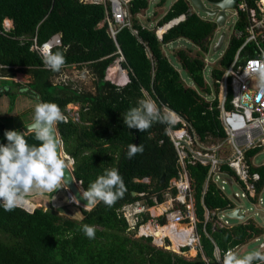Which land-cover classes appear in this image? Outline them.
<instances>
[{
	"label": "trees",
	"instance_id": "1",
	"mask_svg": "<svg viewBox=\"0 0 264 264\" xmlns=\"http://www.w3.org/2000/svg\"><path fill=\"white\" fill-rule=\"evenodd\" d=\"M243 1L251 8L257 7L258 0ZM149 4L150 0H131L128 4L131 26L122 27L113 38L108 25H101L105 18L102 4L80 0H0V78L14 79L19 73L30 76L26 83L12 80L0 87V95L9 96L10 110L20 95L35 100L38 95L41 101L57 103L65 120L57 122L56 128L65 153L73 160L72 172L81 187L86 189L105 168L113 167L118 169L126 186L123 196L111 206L102 201L91 209L81 206V219L60 213L52 202L47 208L40 204L33 210L20 204L11 211L0 208V264H219L217 249L222 257L225 251H234L264 234V226L253 218L220 226L215 216L206 222V232L203 230L204 206L223 210L235 204L215 183L209 182L206 186L208 168L200 164L188 166L200 220L202 250L196 256L189 258L157 246L152 236H137L136 230L131 229L120 214L125 204L139 201L153 206L163 202L164 191L158 189L166 188L178 174L177 152L168 134L171 124L155 121L148 129L140 131L128 128L123 122L122 114L135 106L145 92L161 112L166 106L186 117L201 138L225 136L216 106L218 101L215 100L211 108L205 98V94L212 92L204 76L205 59L191 56L183 49L177 51L183 69L194 83L190 86L163 52L164 44L180 38L190 40L202 52H209L217 23L193 11L189 0H176L157 23L158 27L182 15L186 17L160 39L155 29L142 25L138 18ZM239 15L236 28L244 27L248 19L245 11ZM6 18L13 21L9 30L3 25ZM55 34L61 35V45L52 50L59 49L64 55V64L58 71L47 68L38 50L33 48L35 40L42 45ZM244 41L245 37L233 35L218 66L212 69L216 93L219 85L215 80L232 64ZM254 55V45L247 44L240 51L239 61ZM118 61L129 73L130 79L124 85L107 78L108 69ZM71 65L89 67L95 92L82 90L71 81H53L62 74L64 66ZM71 103L79 105L77 115L70 113L68 105ZM6 129L11 128L0 120V142H6L3 135ZM15 129L24 131L29 144L39 143L27 131V126ZM136 141L143 145V151L127 158V145ZM259 150L252 149L246 154L251 174L260 176L254 181L256 195L250 197L253 203H258L264 188V164L253 165L251 161ZM224 169L235 175L230 167ZM146 177L150 178V183L142 181ZM57 191L47 193L51 201ZM142 215L145 220L150 217L146 213ZM84 224L94 226V238L83 234L81 226ZM189 248L184 246L181 250Z\"/></svg>",
	"mask_w": 264,
	"mask_h": 264
},
{
	"label": "built area",
	"instance_id": "2",
	"mask_svg": "<svg viewBox=\"0 0 264 264\" xmlns=\"http://www.w3.org/2000/svg\"><path fill=\"white\" fill-rule=\"evenodd\" d=\"M80 1L104 6L105 18L101 25L104 23L108 25V30L113 38L116 37L122 27L131 26V14L128 9L131 0ZM230 9L235 10L237 20L241 11H245L248 15L247 22L242 28H236V20L230 35V38L233 35L238 38L245 37V41L222 77L215 80L219 85V91L216 93L214 86L211 85L214 92L205 94L211 108L213 102L218 101L216 106L219 109V119L224 128L225 136L207 135L205 138H201L186 117L164 106L162 113H171L175 120V123L168 126V134L177 152L178 174L169 181L168 186L165 188V200L163 202L147 206L137 201L125 204L119 210L120 214L127 219L130 228L136 230L137 236H152L154 243L160 247L166 248L167 244L164 245L165 240L171 239V236L165 234L159 239L151 231V228L159 229L171 225L178 238L187 239L185 244L180 245V249L188 245L190 249L195 250L196 254L199 250H202L201 235L198 230L200 220L197 215L192 179L188 171L189 165L200 164L206 166L208 168L206 186L209 182L215 183L224 195H227L226 184L232 186L235 183L243 188L242 196L248 200L256 195L254 181L259 180L260 176L258 173L251 174V164H249L246 154L249 150L260 149L258 153L251 157L252 164L256 165L254 158L264 151V84L261 83L260 74L255 70V65L250 66V62H259L260 53L264 52V4L261 0H258L257 7L251 8L245 1L239 0ZM3 25L6 30L13 27L11 19L8 18L4 20ZM159 38L162 39L161 34H159ZM47 42L51 48L61 45V35L55 34ZM247 44L254 45L255 55L246 58L244 61H239L240 51ZM42 45L37 44L35 40L33 48L39 52ZM244 69L247 70V73ZM225 166L230 167L235 175H230L224 169ZM263 192L264 188L259 196L258 203H251L255 206L263 204ZM69 194L73 197L70 192ZM228 197L234 202V207L241 205L242 211H244L243 205L240 204L238 192H233L232 196ZM70 201L75 203L72 198ZM237 202L239 203L237 204ZM160 205H164L163 209L155 213L154 208H158ZM204 207L205 222L203 230L205 232L206 222L215 216H218L217 222L220 226L228 225L226 220L223 221L224 218H228L224 213L234 208L210 210L206 206ZM143 213L149 214L150 217L145 220ZM161 218L165 221L162 222ZM181 225L185 227L178 228ZM256 240H259V238ZM183 252L180 251V253ZM216 253L220 255L219 249L216 250Z\"/></svg>",
	"mask_w": 264,
	"mask_h": 264
},
{
	"label": "clouds",
	"instance_id": "3",
	"mask_svg": "<svg viewBox=\"0 0 264 264\" xmlns=\"http://www.w3.org/2000/svg\"><path fill=\"white\" fill-rule=\"evenodd\" d=\"M39 52L43 64L52 71H58L64 64L62 51L59 49L53 51L48 42L40 47ZM253 64L260 74L261 83L264 84V52L260 53L259 62H250V66ZM244 71L247 73L246 69ZM36 101L32 123L27 131L32 133L39 143L29 144L25 139L24 131L16 129H6L3 134L6 142H0V208L4 211H11L22 197L30 195L34 190L53 193L64 187L67 184L65 169L71 172L63 153L58 151L60 140L53 134L54 125L65 120V117L57 103L41 101L38 95ZM122 116L128 128H136L140 131L148 129L155 121L175 123L171 113H162L156 102L147 94H144L135 106L128 108ZM142 151L143 145L130 143L127 145L125 155L127 158H132ZM71 163L73 165V162ZM142 181L150 183V178L146 177ZM125 191L123 178L118 169L113 167L105 168L90 181L87 188L82 190V196L87 200L85 206L101 201L111 206L117 198L123 196ZM72 199L79 204V200L75 197ZM81 230L89 239L94 238V226L84 224ZM260 249H264V244L243 256L227 250L222 257L218 256L216 259L221 261V264H264V251Z\"/></svg>",
	"mask_w": 264,
	"mask_h": 264
},
{
	"label": "rangeland",
	"instance_id": "4",
	"mask_svg": "<svg viewBox=\"0 0 264 264\" xmlns=\"http://www.w3.org/2000/svg\"><path fill=\"white\" fill-rule=\"evenodd\" d=\"M161 2V0H150V4L149 7L145 10H143L141 13L138 14V18L141 22L142 25L151 28V29H155L156 33H158V22H154V20L158 19L159 16L165 11L170 8V6L172 5V3L175 0H166L165 4H164V8L161 9L159 8V4L158 3L156 5V3ZM203 2V5L206 9H215L217 8L214 4H212L209 0H201ZM191 4V8L193 11H195L196 13H198L200 16H202L205 19H210L213 20L215 19V17L208 15L206 12L200 10L199 8L195 7L194 5ZM234 9H230L227 10L226 14H227V21L225 23L224 26L220 27L217 26L215 35L212 38V47L209 50V52H202L200 47L195 45L194 43H192L190 40L185 39V38H180L177 39L175 41H172L168 44H164L163 45V52L166 54V56L170 59V61L172 62V64L180 71L182 78L184 79L185 83L187 85L191 84L190 86H194V83L192 81V79L189 77L188 73L183 69L177 54V51L180 49L186 50L191 56H199L205 59L206 62V67L204 70V76L206 79V82L209 83L210 85L213 84V77H212V69L216 66H218L219 64V60L222 57V55L224 54L228 43H229V38L230 35L233 31V27L234 24L237 20V15L234 13ZM222 33H225L226 38H225V42L223 44V46L219 49V50H214L213 49V45L219 40L220 35ZM121 59V58H120ZM119 62H117L115 65H117L118 67L121 66V64H119ZM114 65V66H115ZM113 66V67H114ZM122 67V66H121ZM124 69V68H122ZM125 70V69H124ZM109 72V70L107 71ZM125 77L122 79H118L119 82H123L126 83L124 81H126L127 79V73L125 72ZM107 78L111 81H113L107 74ZM17 81V82H22V83H26L30 80V76L24 73H19L14 79H8V78H4L3 80L0 79V87L3 86L6 82L9 81ZM123 80V81H121ZM54 82H68L71 81L74 86L78 87V88H82V90H85L87 92H95V84H94V76L92 75L89 67L87 65H82V66H68V67H64V70L62 72V74L58 77H55L53 79ZM115 82V81H113ZM117 84H122V83H118ZM1 89V88H0ZM214 92V91H212ZM145 94H147L148 97H151L148 92H145ZM152 98V97H151ZM37 101L33 98H30L26 95H21V98L18 96L15 102V105L13 107L12 110H10V100H9V96L2 94L0 95V120L4 121L9 128L11 129H15L18 128L20 126H27L33 118L34 115V105ZM17 103V104H16ZM68 108L70 110V113L72 115L76 114L77 115V110L79 108L78 104L75 103H71L68 105ZM69 161V166L72 168L73 165L71 163L70 160ZM254 162L256 165H261L262 163L264 164V151L261 152L260 154H258L255 158H254ZM58 190V191H57ZM56 193L53 194L52 196V201L51 199H49V196L47 195L48 192H43L40 194H36L37 191H33L30 195H26L24 197L21 198V201L18 203L20 205L26 206L28 207L30 210H33L34 208L40 206V204H42L45 208L49 207V204L52 202L53 203V199L54 197L59 198L58 200H60V203H63V205H58L54 208H56L57 210H59L60 213L62 214H66L72 218H78L77 216L74 215V213H72L70 207H77L78 204L76 203H72L70 201V198L67 196V188L64 185V187H61L59 189H57ZM243 188L241 186H239L237 183L233 184L232 186L226 184V193L228 196H232L233 192H238L239 196H240V204L243 205L244 211L247 213V218H253L255 221L259 222V225H262V220L260 219V217L258 216V213L261 212L262 210H264V203L263 204H258V206H255L253 203H251L250 200H248L246 197L242 196L243 193ZM263 197H264V192H263ZM39 201V202H35V201ZM239 202H237L238 204ZM54 206V205H53ZM65 207V208H64ZM246 219V221L248 220ZM227 221V224L233 225L239 222H244L241 221L239 219H231V218H224L223 221ZM245 221V222H246ZM264 226V225H262ZM169 238V237H166ZM256 238H260L259 240H256ZM252 240H250L248 243H246L245 245L241 246L240 248H236V250L234 252H236L238 255L243 256L245 253L253 250V249H259V246L261 245L262 242H264V234H262L261 236H258ZM170 243V245H168ZM167 249H171L175 252H180V248L178 251L174 250L173 248H171V244L172 241L169 238L168 241L165 240V244ZM188 246V245H187ZM180 247V246H179ZM262 251H264V249H260ZM186 252V253H185ZM183 253H185L184 255L191 258L194 257V255H196V253L191 254L190 250L184 251ZM220 257V255L217 253V257ZM221 264V261L220 263Z\"/></svg>",
	"mask_w": 264,
	"mask_h": 264
},
{
	"label": "water",
	"instance_id": "5",
	"mask_svg": "<svg viewBox=\"0 0 264 264\" xmlns=\"http://www.w3.org/2000/svg\"><path fill=\"white\" fill-rule=\"evenodd\" d=\"M189 1L195 7H197L200 10L206 12L208 15L215 17L214 21L217 23L218 26L222 27V26L225 25L226 20H227V14H226L227 10L230 9V8H233L235 6V4L239 0L210 1L212 4H214L217 7L215 9H206L204 7V5H203V2L201 0H189ZM185 17H186L185 15L184 16L182 15L179 18L171 20L169 23L164 25L165 26V31L164 32H166L169 28H171L172 26H174L178 22L184 20ZM163 33L161 34V36L163 35ZM224 41H225V33H222L220 35L219 40L213 45V49L214 50H219L223 46ZM118 62L120 64V61H118ZM127 73H128V71H127ZM128 78H129V74H128ZM129 79H128V81H129ZM31 123H32V121L27 125V128H28V126ZM53 134H54L55 137H57L60 140V145H59L58 151L63 153V155H64V157L66 159V162L68 163V166H69V161H68L69 160V155L66 154L65 151H64V147H63V144L61 142L59 132L57 131L56 124L54 125V133ZM135 144H137V141H136ZM72 168L69 166V169L71 170V172L68 169H65V179L67 181V184H65V186L70 191L72 196L75 197L77 200H79V204L78 205H81V206H83V207H85L87 209H91L94 204L85 206L87 204V200H86V198H84L82 196L83 188L80 186L79 182H77V180L75 179V177L73 175V172H72ZM164 181H165V174H163V176H162V182H164ZM230 182H231V180H230ZM163 189H164V186H161L158 189V191H162ZM133 194L137 195L139 193L133 192ZM224 215L227 216L228 218L239 219V220H245L246 217H247V213L245 211H242V206L241 205H238V206L234 207L233 209H230V210L226 211L224 213ZM258 216L260 217V219L262 220V224L264 225V211L259 212Z\"/></svg>",
	"mask_w": 264,
	"mask_h": 264
},
{
	"label": "bare ground",
	"instance_id": "6",
	"mask_svg": "<svg viewBox=\"0 0 264 264\" xmlns=\"http://www.w3.org/2000/svg\"><path fill=\"white\" fill-rule=\"evenodd\" d=\"M264 4V0H261ZM165 31V26H162L158 29V33L159 34H162L163 32ZM119 65V64H118ZM120 66V65H119ZM109 72H108V76L115 82H118V83H123V82H119L118 79H122L125 77V72L127 73L126 70L122 69V67H118L117 65H115L114 67L111 66L109 69ZM128 75V73H127ZM127 80H128V76H127ZM126 80V81H127ZM123 81V80H121ZM124 81V82H126ZM67 195L68 197H70L71 199V196L70 194L67 192ZM164 205H160L158 208H154L155 210V213H158L160 212L162 209H163ZM180 227H185L184 225H181V226H178V228ZM151 231L156 235L157 238H162L165 234H168L171 236V239H172V244H171V248H173L174 250L178 251L179 250V246L181 244H185L187 242V239L186 238H178L174 231H173V228L171 225H167L165 227H160L159 229H154V228H151ZM193 249V248H192ZM190 253L191 254H194L192 253V250H190Z\"/></svg>",
	"mask_w": 264,
	"mask_h": 264
},
{
	"label": "crops",
	"instance_id": "7",
	"mask_svg": "<svg viewBox=\"0 0 264 264\" xmlns=\"http://www.w3.org/2000/svg\"><path fill=\"white\" fill-rule=\"evenodd\" d=\"M176 1V0H175ZM174 1V2H175ZM165 2H166V0H161V2H158L157 1V3H156V5L158 4V3H161V4H159L160 6H159V8H161V9H163L164 8V4H165ZM173 2V3H174ZM172 3V4H173ZM171 7V6H170ZM170 9V8H169ZM168 9V10H169ZM167 10V11H168ZM167 11H166V8H165V11L159 16V18L158 19H156V20H154V22H159L160 21V19H162V17L167 13ZM9 19V18H8ZM12 21V20H11ZM12 23H13V21H12ZM160 28V27H159ZM164 34V33H163ZM159 36V35H158ZM162 37H163V35H162ZM161 39V38H160ZM108 73V72H107ZM1 80H3L4 78H0ZM113 82V81H112ZM113 83H115V84H117L116 82H113ZM125 83H122V84H118V85H124ZM189 85H191V84H189ZM20 98H21V95L19 96ZM17 104V103H16ZM71 162H73V160L71 159ZM40 193H42L43 194V192H39V191H37L36 192V194H40ZM230 198V197H229ZM59 198H57V197H54V199H53V205H54V207H55V205L56 206H58V205H63V203H60V200H58ZM231 199V198H230ZM81 205H78L77 207H73V209H72V207H70V209H71V211H72V213H74V215L75 216H77L78 218L77 219H81L82 217H83V213H82V211H81ZM65 208V207H64ZM262 211H264V210H262ZM246 219H248L247 217H246ZM246 219L245 220H241V221H246ZM257 222V221H256ZM257 224H259V222H257ZM261 225V224H260ZM263 225V224H262ZM257 239V238H256ZM260 239V238H259ZM261 244H264V242H262ZM245 245V244H244ZM241 246H243V245H241ZM240 246V247H241ZM239 247V248H240ZM192 250V253H195V250L194 249H191ZM236 249H234V251H235Z\"/></svg>",
	"mask_w": 264,
	"mask_h": 264
}]
</instances>
